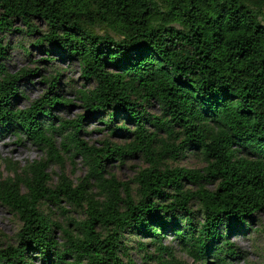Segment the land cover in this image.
Returning a JSON list of instances; mask_svg holds the SVG:
<instances>
[{"label":"trees","instance_id":"trees-1","mask_svg":"<svg viewBox=\"0 0 264 264\" xmlns=\"http://www.w3.org/2000/svg\"><path fill=\"white\" fill-rule=\"evenodd\" d=\"M262 22L264 0H0V135L24 136L45 152L0 173V206L21 224L0 264H135L130 249L154 264H184L167 235L199 264H232L240 256L231 235L259 223L264 236ZM12 34L24 42L11 46ZM16 47L77 65L83 113L53 114L72 107L59 72L42 78L48 92L18 108L21 85L39 70L9 73ZM92 124L124 144L89 146L82 136ZM61 152L87 169L76 185ZM188 153L206 166L179 167ZM114 155L139 156L147 167L120 182L107 170ZM66 207L83 218L67 217ZM134 237L149 242L131 248Z\"/></svg>","mask_w":264,"mask_h":264},{"label":"rangeland","instance_id":"rangeland-1","mask_svg":"<svg viewBox=\"0 0 264 264\" xmlns=\"http://www.w3.org/2000/svg\"><path fill=\"white\" fill-rule=\"evenodd\" d=\"M262 23L264 24V22ZM6 41L9 42L11 46H17L24 42L19 34H12ZM28 50L30 51V56H27L22 49L16 47V49L8 52L7 61L4 63L8 72L12 74L18 73L21 70H39V73L31 78V83H29V81H24L23 85H21L19 92L24 96L18 99L16 103L18 108H28L32 102L41 98L45 92H48V85L42 80V78L55 77L56 72H59L61 75L59 78L60 94L66 100L72 102V107H57L53 111V114L65 120H73L76 116L82 114V108L76 99V90L81 88L83 84V80L79 76L80 71L78 66L68 65L60 62L58 59L51 63L50 60H48L40 51H37L34 48ZM44 60H46V62ZM86 85L89 86L90 82ZM25 97L27 99H25ZM152 112L153 114H158V110L155 107ZM99 129H103V127L94 126V124L90 125L87 127V134L82 136V140L89 146H93L97 149L102 148V143L104 141L119 146L124 144L125 141L123 139L110 137L106 132L102 133L98 131ZM61 141L62 138L60 136L55 139L58 150H61L59 146ZM61 153L65 171L73 184L76 185L79 179L85 175L87 169L80 156L70 158V153ZM42 158H45V152L41 148L32 144L29 140L25 139L24 136L17 138L10 134L0 135V173L3 175H7L6 166L9 163H17L20 166H25L30 162ZM110 158V161L107 163V170L114 174L120 182H130L139 170L147 167L144 160L139 156L131 158L125 157L123 160H120L116 155ZM178 166L189 170H201L206 166V163L199 153H188ZM48 172L52 176V182L55 183L57 180L56 174L59 172L58 166L51 163L48 167ZM66 210L69 211L67 217L74 220H81L83 218L82 212L78 210L69 207H66ZM52 217L53 220L59 224L63 226L67 225L65 215H61L55 211ZM259 218L263 221L264 215H261ZM20 227L21 224L19 221L11 216L7 209L0 206V248H4L6 245L14 243L15 235L18 233ZM137 242L148 244L149 239L142 240L134 237L132 241H129L126 244L131 248H135ZM163 242L170 248L173 255L178 260L184 262V264H199L178 245L177 241L172 240L170 235H167ZM230 242L234 244L240 256V258L234 259L232 264H264V236L261 234L259 223H255L251 227V231H247L244 235H231ZM151 254H153V251L151 247H148L145 255ZM32 256L34 257V262H38L37 257L35 255ZM129 256L135 264H154L152 261L143 259V253H138L132 249L129 250ZM212 262L213 261L209 259L206 264H213Z\"/></svg>","mask_w":264,"mask_h":264}]
</instances>
